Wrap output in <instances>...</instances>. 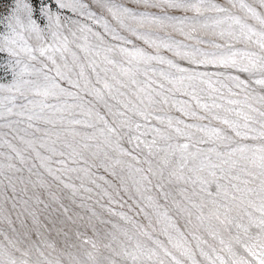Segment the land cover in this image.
<instances>
[{
  "label": "snow or ice",
  "instance_id": "obj_1",
  "mask_svg": "<svg viewBox=\"0 0 264 264\" xmlns=\"http://www.w3.org/2000/svg\"><path fill=\"white\" fill-rule=\"evenodd\" d=\"M0 54V264H264V0H13ZM61 185L119 220L57 250Z\"/></svg>",
  "mask_w": 264,
  "mask_h": 264
},
{
  "label": "rangeland",
  "instance_id": "obj_2",
  "mask_svg": "<svg viewBox=\"0 0 264 264\" xmlns=\"http://www.w3.org/2000/svg\"><path fill=\"white\" fill-rule=\"evenodd\" d=\"M13 0H0V14H3L8 10L11 6ZM216 2L223 3L224 0H216ZM250 2V0H249ZM192 14L189 13V16ZM169 58L171 54H168ZM11 79V71L8 66V57L5 54H0V83L9 82ZM0 131H3L0 129ZM3 150V149H0ZM70 183H74L77 188H79V181H70ZM87 187H92L93 191L91 193L84 192L82 189L77 192L75 196L72 194L71 189L64 188L61 186L52 187L51 191L57 197V201H51L47 195L44 196L46 202L50 204V208L46 211H37V216L40 221L41 232L43 233L44 241L46 243L54 244L57 250L63 249L65 247V233H67V240L70 244L81 245L83 238L90 237L92 239H97L94 236L92 227L88 226L89 218L91 217V222L95 224L96 229L103 235V230L105 228H110V225L100 224L99 219L92 217V211H95L100 219L104 220H112L117 222L119 220L118 217L112 216L108 213L107 208H101L100 204L96 201L100 200V197L97 196V190L92 185H86ZM90 197V198H89ZM100 203L107 205V198H103L100 200ZM84 207H81V205ZM63 205V207H61ZM115 211H125L127 209H120L118 205H112ZM11 206L8 205V213L10 219L13 221V226L17 228L18 232L22 231L20 229V224L16 220L15 212L10 211ZM40 209L43 208V205L39 206ZM65 208L67 211H65ZM55 209V211H53ZM29 228L33 227L31 218L26 221ZM123 224V222H120ZM0 232L6 233L10 238L16 239L15 234L11 232L8 223L5 221L3 216H0ZM80 232L82 235L80 239L77 238L76 233ZM23 239V237H20ZM32 239H36L35 234H32ZM0 243L6 244L7 242L4 240V236L0 235ZM25 244L21 245V247H25ZM42 248L52 255H56L57 253H53L52 249L46 248L45 244H41ZM85 247H90L89 245H85ZM71 251H76V248L70 249Z\"/></svg>",
  "mask_w": 264,
  "mask_h": 264
}]
</instances>
